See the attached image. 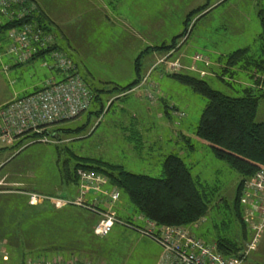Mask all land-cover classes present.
Listing matches in <instances>:
<instances>
[{
    "label": "rangeland",
    "instance_id": "obj_1",
    "mask_svg": "<svg viewBox=\"0 0 264 264\" xmlns=\"http://www.w3.org/2000/svg\"><path fill=\"white\" fill-rule=\"evenodd\" d=\"M216 1L209 0V4ZM161 2L162 0H136L133 4L135 7L130 8L128 20L123 17L121 21H117L118 24L89 16L90 20L84 21L89 24L87 30L80 28L75 34L72 29L65 37H61L53 27L46 32L40 29L42 35L48 37V46H54L57 41L60 50L56 48L58 52L54 53L63 55L77 66L76 72L93 97L98 92L103 109L101 114H89L99 109V104L93 102L77 118L49 125L42 131H46L44 135L48 136L54 134L56 128H77L86 124L77 136L60 133L57 139L47 142L31 138L21 144V139L17 140L19 143L16 141L11 146L0 144V233L8 230V226L16 228L19 220L15 223L16 211L33 207L42 213L37 214L34 219H27L20 226L27 245L25 254L32 257L42 255L47 261L146 264V259L142 258L139 251L145 249L144 244L153 243L147 240H144V244L140 242L139 237H148L138 229L148 230L149 220L141 215H133L127 199L111 185L107 176L100 173L93 172L104 180L100 186L91 183L86 187L84 182L80 188L78 186V196L75 199H82L83 205L74 204L75 199L55 198L59 193L66 197L62 190L64 186L59 180L58 168L66 159L70 160L72 152L82 157L121 165L131 173L158 177L161 175L164 158L173 154L185 162L191 175L201 185L215 188V193L208 195L209 209L205 217L183 227L208 245H214L217 237H229L238 247L242 246V251L247 249V245L255 237L254 249L249 251L247 262L264 264V224L256 216L249 217L248 212L251 211L249 209L247 212L248 207L242 201V188L240 201L244 205L242 219L246 228L234 221L235 216L231 212L240 176L217 160L208 144L195 134L205 99L188 85L168 76L170 72L186 74L204 80L211 88L226 95H240L243 86L249 85L251 79L243 72H239L233 80L225 77V82L232 83L233 88H230L220 79L219 64L216 66L213 63L218 58L223 60L242 48L248 49V56L251 58L260 55L261 26L258 14L260 10H264V0H221L208 8L204 17L194 19L195 15H192L186 30H183L182 25L185 17L179 12L165 18L164 23L158 25V32H142L146 25L137 23L138 5L144 7L143 4H146V10L149 11L146 13H153ZM205 2L206 0H179L176 8L180 9L182 3L185 6L190 4L194 8ZM70 10L68 14L72 12ZM80 10L77 7L76 11ZM112 10L116 11L114 8ZM56 14V9L53 8L52 17L56 18ZM68 16L69 19L75 18ZM148 19L153 22V17ZM12 21L3 19L0 24V102L12 97L0 103V106L32 92L29 83L34 80L55 76L60 71L55 60L49 56L44 61L50 66L39 67L37 70L36 66L41 65L42 61L36 59L32 64H22L24 66L10 69L15 65L16 56L6 53L7 34L12 28L22 29L21 25L2 29L6 24H12ZM149 26L155 27L154 23H149ZM132 29L135 31L132 32ZM178 34L181 35L175 39L176 44L172 49H162L163 45H169ZM182 55L200 71L185 70L182 66L185 59L182 62L178 59ZM196 55L203 57L197 58ZM209 61H213L212 65H208ZM55 78L54 81H58L59 77ZM136 78L140 84L133 87L134 90L126 94H116L117 86H126ZM24 87L25 91L22 90ZM260 93L263 96L258 103L256 122H264V90L256 92L257 95ZM89 187L99 191L97 197L90 201L82 195ZM115 191L118 192V200L111 203L108 197ZM218 199H223L225 203H220ZM217 206L222 207L219 209ZM66 209H74L79 213L76 216L68 214L69 218L64 219L60 216ZM45 211L49 214L46 215ZM103 212H113L117 220L108 235L99 236L95 233V226L101 220ZM75 219L81 221V227ZM245 220H249L252 227ZM139 221L144 224L141 226ZM258 225L262 226L259 231L255 228ZM156 226L163 228L157 224ZM132 240L137 243L135 253L134 249L129 248L134 244ZM78 245L80 250L72 257L63 256L51 248L43 249L45 246L72 248ZM30 247H34V250L30 251ZM160 248L162 254L170 256L173 264H182L174 255L161 246ZM129 252L136 256H124ZM130 259H133L132 263Z\"/></svg>",
    "mask_w": 264,
    "mask_h": 264
},
{
    "label": "trees",
    "instance_id": "obj_2",
    "mask_svg": "<svg viewBox=\"0 0 264 264\" xmlns=\"http://www.w3.org/2000/svg\"><path fill=\"white\" fill-rule=\"evenodd\" d=\"M25 1V4H22L19 8L22 16L14 19L12 24L1 26L2 29H6L11 25L20 26L27 23L42 31H50L53 23L37 2L34 0ZM207 6L208 3L203 4L200 8L189 13L188 17L191 14L205 10ZM258 15L261 26L259 33L260 55L257 58H251L248 56V49L242 48L232 52L223 60L217 59L221 69L220 79L230 88H233L232 83L230 81L225 82V77L233 80L239 75V72H243L251 79L249 85L243 86L240 95H226L211 88L204 80L186 74L168 73V76L188 85L205 99V106L201 112L195 134L208 144L217 160L223 162L240 176L231 212L235 216L234 221H237L242 228H246V226L242 219L244 205L240 201V190L243 183L254 176L260 167L264 166V122L255 121L258 103L261 96H263L262 93L257 95L256 92L264 90V10H260ZM177 37L172 39L169 45H163L162 49L164 47L167 51L172 49L176 44L175 39ZM48 44L49 42L46 48L39 49L34 53L26 63L36 59H44L46 56L52 59V54L58 52L56 48L59 50L60 48L57 41L54 46H48ZM22 64L25 63L15 62L14 66ZM135 70H138L137 66ZM138 84L140 83L136 78L126 86H117L116 94H126ZM255 89L257 90L255 91ZM97 93L93 97L92 104L93 102L99 104V109L89 112V114L102 113L103 105ZM85 126L86 124L77 128H56L54 134L51 133L48 136L51 139H57L60 133L77 136ZM37 136L39 134L26 135L18 143L21 144L22 141ZM79 170L92 171L107 176L111 185L119 190L121 196L127 199L133 215H141L161 227L190 226L200 221L209 209L208 195L215 193L214 187L201 185L191 175L185 162L179 156L173 154H169L164 158L161 175L151 177L128 172L121 165L112 164L101 159L82 157L70 152V160L66 159L58 168L59 180L63 186H78ZM218 200L220 203H225L223 199ZM221 207L217 206L219 209ZM17 214L21 218H18L19 223L16 224V229L17 226H22L27 219H34L37 214L42 213L33 207H28L25 212L22 211ZM48 214L47 212L46 215ZM17 233L22 234L15 232L16 235ZM214 245L217 252L226 257H239L243 253L242 246L238 247L229 237H217L214 240ZM44 248L54 249L59 254L67 256L75 255L80 250L79 245L72 248L61 246H45ZM17 249L20 251L27 250V245ZM29 250H34V247H30ZM66 251L68 253H65ZM34 258H37L34 260L46 261L42 255Z\"/></svg>",
    "mask_w": 264,
    "mask_h": 264
},
{
    "label": "built area",
    "instance_id": "obj_3",
    "mask_svg": "<svg viewBox=\"0 0 264 264\" xmlns=\"http://www.w3.org/2000/svg\"><path fill=\"white\" fill-rule=\"evenodd\" d=\"M25 2V0H0V24L3 19L14 20L22 16L19 8ZM21 26L22 29L12 28L7 34L6 53L16 56L17 63L28 61L39 49L46 48L49 42L48 37L43 36L40 29L27 23ZM52 57L63 74V79L58 82H49L38 91L14 98L0 106V144L11 146L12 143L14 144L17 140L31 134H39L35 138L38 141H51L49 136L42 135L43 128L76 118L90 107L93 94L76 72L71 61L58 53H53ZM199 57L197 56V58ZM173 65L176 66L175 63ZM78 176L80 183L84 182L86 187L91 183L100 186L104 182L102 178L91 171L79 170ZM241 193L242 201L246 208L248 207L247 212L249 209L251 211L248 212L249 217L256 216L264 224V166L243 183ZM33 198L34 196L31 199ZM108 198L111 203L117 201L118 192L111 193ZM74 204L83 205L84 202L78 198L75 199ZM116 220L117 217L113 212H103L101 220L95 226V233L99 236L107 235ZM245 221L252 227L249 220ZM147 224L148 230L142 228L138 230L159 244L165 251L174 255L182 264H246L244 256L254 249L256 241L254 237L241 256L226 257L217 252L215 246L204 243L183 226L158 228L152 221H147ZM261 227L258 225L255 228L259 231ZM26 264L91 263L35 260L28 261Z\"/></svg>",
    "mask_w": 264,
    "mask_h": 264
},
{
    "label": "crops",
    "instance_id": "obj_4",
    "mask_svg": "<svg viewBox=\"0 0 264 264\" xmlns=\"http://www.w3.org/2000/svg\"><path fill=\"white\" fill-rule=\"evenodd\" d=\"M34 1L37 2V4L40 6V8L45 12V14L52 21L53 24L51 27L56 28L57 31L62 35L61 37H65L66 33L71 32L72 29H74L75 34L79 31L80 28L87 30V27L89 24L87 22L84 23V21L90 20L89 16L99 18L101 21H104V22L107 21V22L112 23V24H116V23L118 24L117 21H121L120 19H123V17L126 20H128L129 14L131 13L130 8H131V6L135 7L133 4L135 3L136 0H127V1L122 0V3L120 2V0H34ZM220 1L221 0H217L216 2H214L210 5L209 0H206L205 3H208V6L205 8V10L200 11L199 13L191 14L189 17H188L189 13H191L195 9L200 8L205 3H203L202 5H199L197 7H194V8H192V5H190V4H189V6L188 5L185 6L184 3H182L181 4L182 10H180L181 8L180 9L176 8V3H178L179 0H162L160 6L157 7V9H155L153 11V13H146V11H148V10H146V4H143L144 7L138 5V10H139L138 12L139 13L137 16L139 19H138L137 23L141 24V25H146V27H143V29L141 30L142 32H145V31L151 32L152 31L153 33H155V32L159 31L158 25L164 23L163 20L165 18H170L171 14L173 15V14H177L180 12L181 16L185 17L182 25L184 27L183 30L184 29L186 30V27L189 24L188 21H190L189 18L192 15H195L194 19H197L198 17L202 18L207 13L206 10H208V8L215 6V4H217ZM77 7L81 9L80 12L76 11ZM53 8L56 9V13H57L56 18L52 17ZM70 8L75 9V10H70ZM112 8H114L116 11L112 10ZM118 8H119V10H118ZM188 9H191V10H188ZM68 10L72 11L71 12L72 14L71 13L68 14ZM186 10H188V12H186ZM204 11H206V12L203 13ZM201 13H203V14L201 15ZM67 14L74 16L75 17L74 20L69 19L70 16H68ZM150 17H153V22L150 19H148ZM100 20H98V21H100ZM121 23H123V20ZM149 23H154L155 27H150ZM125 25H129V24H125ZM69 26H72V28H68ZM133 31H135V30L132 29V32ZM138 35H140V32L138 33ZM178 35H180V34H178ZM178 35L174 36L172 39H174ZM187 37H188V35H186V38ZM196 56H201V55H196ZM196 56H195V58H196ZM201 57H203V56H201ZM178 59L180 60V62H182V60L185 59V60H183V63H182V66L184 67L185 70L200 71L199 69H197V67L193 63H189V60L187 61L185 56L182 55ZM40 60L42 61V64L36 66L37 70L39 69V67H47V65L50 66V64H47L44 61L45 59L42 58ZM33 62H34V60L32 62H28L25 64L29 65V64H32ZM212 62L209 61L210 64H208V65H212ZM201 64L204 67V64L202 62H201ZM214 64L217 66L219 63L217 60H215L213 65ZM24 65H22V66H24ZM74 66L77 70V66L76 65H74ZM15 67L17 68L19 66H12V67H10V69L15 68ZM10 69L6 72H9ZM48 72H50V71H48ZM55 76L59 77L58 81L63 79V77H62L63 74L61 73V71H57V73H55ZM55 76H53V75L45 76L43 80H41V79H37L34 81L32 80L33 82L29 83V85H30L29 89L32 88L33 89L32 92H34V91H37V90L41 89L42 87H44V85L47 82H58V81H54V79H56ZM144 84L145 83H143L142 86H144ZM25 89H26V87L22 88L23 91H25ZM131 90H134V89H131ZM32 92H29L26 94H30ZM128 92H126V93H128ZM11 98H9V99H11ZM9 99L4 100L0 103L8 101ZM78 186H79V188L81 187L80 181H79ZM78 186H76V185L64 186V189H62V190H63V193L66 194V197H64L63 195H61L59 193V195L55 198H58V199L59 198H67L69 200H74L76 198V196H78V192H77V189L79 190ZM103 186H101V187H103ZM98 192L99 191H94V188L89 187L88 190H85L83 195H85L88 198V200L90 201V199H94V197L95 198L97 197ZM104 204L107 206L106 203H104ZM63 208H66V207H63ZM72 210H74V209H66V211H62L63 213H61L62 215L60 217L63 216L64 219H66V218L68 219L70 216L68 214H72L73 216H76V214L79 213L77 210H74V211H72ZM113 210L115 211V207L113 208ZM22 211L25 212L26 210L22 209L20 211L15 212L14 216L15 217L17 216L15 223L19 217V214H17V213L22 212ZM75 220H77L79 226L81 227V225H80V224H82L81 221L79 219H75ZM139 222H141V226L144 224V222H142V221H139ZM18 223H19V220L17 221L16 224H18ZM19 227L20 226H17V229L16 228L14 229L13 227L8 226V230H4L5 231L4 233H3V231H2V233H0V264H26L27 261H29V260L37 259L34 257L32 258V256H30V255H26L27 253L25 254L24 250L20 251L17 249L19 247H26V244L24 243V240H25L24 236L22 234H18V233H17V235L15 234V232L21 233V229H23V228H19ZM20 238H21V240H20ZM139 238H140L139 241L142 242L143 244H144V240H147V241H150L151 243H153V244H149V245L144 244L146 246L145 249H142L139 251V254L140 255L142 254V258L144 257V260L146 259L144 263H146V264H151V263L152 264H173V261L170 258V256L162 254V250L157 243H155L154 241H152L148 238H145V237H143V238L139 237ZM132 243H134V244L131 245L129 248L134 249V253H135V251H136L135 246L137 243H135V241H133V240H132ZM213 246H215V245H213ZM134 253L129 252V253H126L124 256L131 258L132 256H136ZM243 253H244V251H243ZM248 254L246 256H244V262L246 264H249L247 262ZM70 256L71 255H69L68 257H70ZM72 256H76V254L72 255ZM132 260L133 259H130V263H132ZM104 264H106V262H104Z\"/></svg>",
    "mask_w": 264,
    "mask_h": 264
}]
</instances>
